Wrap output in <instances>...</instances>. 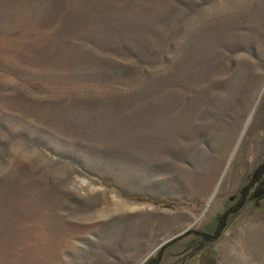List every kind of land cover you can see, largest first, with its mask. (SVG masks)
<instances>
[{
  "label": "rangeland",
  "instance_id": "374dc122",
  "mask_svg": "<svg viewBox=\"0 0 264 264\" xmlns=\"http://www.w3.org/2000/svg\"><path fill=\"white\" fill-rule=\"evenodd\" d=\"M262 164L264 0H0V264H264Z\"/></svg>",
  "mask_w": 264,
  "mask_h": 264
},
{
  "label": "trees",
  "instance_id": "16d2710c",
  "mask_svg": "<svg viewBox=\"0 0 264 264\" xmlns=\"http://www.w3.org/2000/svg\"><path fill=\"white\" fill-rule=\"evenodd\" d=\"M263 181H264V164L261 165L255 179L242 188V190L240 191V193L242 194V199L240 202L236 204L235 206L236 208H233L232 210L235 211V210L240 209V206H242L243 203L246 201L247 195L249 194V191H250V187L254 186L257 183H261ZM139 200H142V199L139 198ZM153 203L161 204L162 206H165V207H168L169 205V203H164L160 200H154ZM230 212L231 210L228 209L223 214L217 216L216 227L212 234L200 233L199 236L205 240H209V241L214 240L220 234L222 228L225 226V219L227 218ZM161 253H162V250L155 257L150 258L145 264H157L159 261L158 257L161 255Z\"/></svg>",
  "mask_w": 264,
  "mask_h": 264
}]
</instances>
